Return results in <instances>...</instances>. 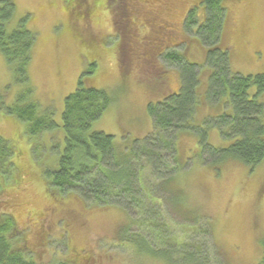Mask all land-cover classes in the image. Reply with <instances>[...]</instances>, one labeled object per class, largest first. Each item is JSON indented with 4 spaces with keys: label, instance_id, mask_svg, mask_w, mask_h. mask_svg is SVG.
Masks as SVG:
<instances>
[{
    "label": "rangeland",
    "instance_id": "obj_1",
    "mask_svg": "<svg viewBox=\"0 0 264 264\" xmlns=\"http://www.w3.org/2000/svg\"><path fill=\"white\" fill-rule=\"evenodd\" d=\"M13 1L16 19L28 15L27 26L36 33L27 85L30 99L47 117V128L31 139L23 121L0 112V136L13 150L10 175L0 177V220L13 217L16 247L24 248L36 264H258L264 254V159L250 168L232 158L213 162L220 160L208 149L202 155L205 143L231 144L210 124L232 108L225 98L210 102L202 96L206 50L196 36L197 25L187 19L193 9L196 20H204L205 9L196 6L200 0L145 1L136 9L140 12L131 9L130 14L123 12L125 0L109 5L107 0H88L95 9L86 20L83 11L82 19L73 16L72 0ZM226 3L222 40L232 70L263 73L264 0ZM159 34L165 37L162 43L146 39ZM169 52L199 65L203 77L194 118L188 130L177 131L176 152L165 158L169 167L178 166L170 189H159L162 178L170 175L160 173L164 165L153 167L140 157L133 164L144 186L129 193L128 205L114 200L89 206L74 194H53L46 173L58 168L65 144L62 115L79 80L110 95V105L93 129L113 135L117 149L125 150L157 136L149 105L180 91V71ZM92 66L93 72L84 76ZM24 87L0 54V92L7 104ZM153 222L166 224V234L151 232L148 224ZM143 236L170 259L140 249Z\"/></svg>",
    "mask_w": 264,
    "mask_h": 264
},
{
    "label": "trees",
    "instance_id": "obj_2",
    "mask_svg": "<svg viewBox=\"0 0 264 264\" xmlns=\"http://www.w3.org/2000/svg\"><path fill=\"white\" fill-rule=\"evenodd\" d=\"M145 1L162 2V0H125V5L129 7L126 6L127 9L123 12L130 14L131 9L140 12V9H136L145 6ZM226 2L227 0H200L199 5L196 6L205 9L204 20L198 22L195 13L192 12L193 9L187 16L188 24L197 25L196 36L206 50L203 70L207 71V84L202 96L210 102L225 98L232 108L229 113L224 111L217 115L216 121L213 120L210 124V126L217 125L221 137L231 140V144L228 147H213L205 143L202 155L207 153L205 150L208 149L212 154H217L220 160L213 162H224L232 158L253 168L264 159V72L256 75H240L232 70L229 48L222 40V27L227 12ZM71 3L76 5L73 8V16L76 18H81V12L84 10L91 15L95 9V6L89 5L86 0H72ZM108 3H111V0L110 2L107 0ZM79 8L81 10H78ZM147 17H144L145 21ZM28 18L29 16L26 15L16 19L15 2L0 0V54L12 70L15 81L25 86L21 93H17L12 104H7L4 93L0 92V112H6L23 121L27 134L34 139L36 134L47 128V117L46 113H40L37 104L29 96L31 89L27 85L28 67L36 33L28 28ZM159 27L163 28V25ZM133 28L136 29L134 26ZM132 31L134 29H130L129 32ZM161 32L163 34V29ZM146 39L157 44L164 40L160 34ZM167 57L178 64L182 81L180 91L149 105V113L154 119L156 128L159 129L155 133L157 136L146 139L141 144H132L125 150L117 149L113 135L93 129V123L110 105V95L106 90L84 79L79 80L76 90L66 99L62 115L65 144L58 168L46 173L53 194L63 196L74 194L89 206H106L114 200L125 201L123 203L126 204L129 193H135L134 190L138 185L141 188L144 186L138 175L139 170H136L133 164V161H138L140 157H145L153 167L164 165V171L159 170L160 173L170 175L162 178L159 189L164 190L166 187L170 189L172 173L177 171L178 166L169 167L165 158L170 151L176 152L175 137L179 133L177 131L188 130V125L192 117L194 118L196 107L201 101L198 97L203 77L201 67L182 55L169 52ZM93 70L94 66L84 76H88ZM253 88L254 91L251 93ZM51 125H54V122ZM35 143L36 141H33V144ZM12 157L11 146L0 136L1 178L10 175L13 168ZM181 210L184 215L187 213L186 210ZM191 219L195 218L191 217ZM148 225L150 231L158 235L166 234L169 229L166 224L164 228L156 222ZM17 233L13 217L8 214L3 216L0 220V264H36L26 255L24 248L16 247L13 239ZM131 238L132 241H138L134 236H129V239ZM139 242L140 249L145 250L146 253L163 255L165 259H170L166 252L162 251L161 254L159 250L156 251L146 236L140 238ZM58 264L69 263L61 261ZM258 264H264V254Z\"/></svg>",
    "mask_w": 264,
    "mask_h": 264
},
{
    "label": "flooded vegetation",
    "instance_id": "obj_3",
    "mask_svg": "<svg viewBox=\"0 0 264 264\" xmlns=\"http://www.w3.org/2000/svg\"><path fill=\"white\" fill-rule=\"evenodd\" d=\"M86 3H88V0H86ZM198 5H199V4H198ZM83 14H84V16H85V20L89 18V17H87V16H91V15H89L88 13H86L85 10L83 11ZM84 16H83V18H84ZM163 38L165 39V37H163Z\"/></svg>",
    "mask_w": 264,
    "mask_h": 264
}]
</instances>
